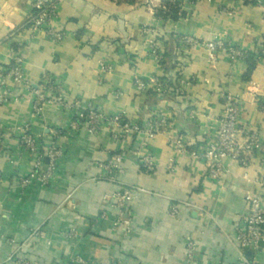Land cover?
I'll list each match as a JSON object with an SVG mask.
<instances>
[{
	"label": "crops",
	"instance_id": "1",
	"mask_svg": "<svg viewBox=\"0 0 264 264\" xmlns=\"http://www.w3.org/2000/svg\"><path fill=\"white\" fill-rule=\"evenodd\" d=\"M34 0H0V90H14L0 105V264H226L237 259L235 226L246 210L248 193L264 195L257 179L262 158L248 167L224 161L218 180L206 175V165L176 148L193 147L218 125L227 96L243 102L240 128L264 137V6L246 0H181L185 16L164 20L156 15L161 0H59L52 25L64 31L62 42L45 31L26 26ZM180 35L201 42L223 36L245 53L232 59L219 52L211 62L203 45L181 47ZM164 51L158 62L149 53L151 41ZM24 57L23 73L31 88L48 75L58 83L69 106L46 102L41 113L14 85L6 68L14 46ZM18 49V50H19ZM263 53L247 75V54ZM112 65L101 69L102 61ZM136 75L163 78L182 94L141 93ZM248 76V77H247ZM76 102L94 106L105 118L97 131L80 125L72 131ZM163 121L152 137L145 129ZM32 133L44 147L55 145L63 157L47 183L48 162L36 167L35 157L20 144ZM150 154L156 169L146 172L138 154ZM123 153L117 180L102 165ZM174 169L168 168L170 161ZM36 176V177H37ZM124 187L135 190L128 205L129 226H115L119 209L107 195ZM178 208L172 214V208ZM107 211V217L102 214ZM39 232L43 234L40 235ZM195 241L194 260L187 257ZM248 256L264 264V240Z\"/></svg>",
	"mask_w": 264,
	"mask_h": 264
},
{
	"label": "built area",
	"instance_id": "2",
	"mask_svg": "<svg viewBox=\"0 0 264 264\" xmlns=\"http://www.w3.org/2000/svg\"><path fill=\"white\" fill-rule=\"evenodd\" d=\"M59 0H34L33 9L38 11L36 16L30 20L28 30L36 34L39 31H45L47 37L54 42H62L65 38V33L62 30L55 28L52 22L58 12ZM178 39L181 41V47L191 45H203L209 52L211 62H216L219 52H228L232 59L243 58L245 53L237 49L234 45L227 43L223 36H218L214 40L201 42L190 35H180ZM264 51V49H263ZM148 53L158 62L163 59L164 51L161 44L152 40L148 47ZM12 62L14 65L5 72L11 78L14 85L30 89V92L24 93L23 98L27 102H32L34 111L37 114L41 113L46 102L59 103L64 106H69L62 89L58 87V83L54 78L46 75L38 85L31 88V85L26 82L23 73L24 57L21 49L12 53ZM101 69L105 72L112 71V65L106 60L102 61ZM134 86L138 92L144 93L153 90L160 96L169 94H182L179 87L171 86L168 80L163 78H151L145 80L139 75L134 78ZM14 90L10 87H4L0 90V105L10 102L13 98ZM227 103L218 118V125L214 130L210 131L205 139L200 143L190 147L188 143L178 142L176 148L181 151H187L194 159L202 160L206 165V175L209 178L218 180L224 171V161L232 159L238 162L243 167H248L254 161L256 155L262 158V172L257 179L258 184L264 189V137L258 132H243L240 128V114L243 110V102L234 97L227 96ZM75 110V118L70 123V129L74 131L80 125H85L90 131H97L105 122L119 124L122 119L119 116L105 118L94 106L90 104L76 102L72 105ZM163 121H152L145 129L136 128L138 132H145L148 137H152L161 131ZM2 131L0 129V143ZM20 144L25 152L32 154L35 157L36 167H40L44 160H47L48 170L42 176H37L35 172L31 173L23 183L30 184L34 178H39L43 183H47L52 179L60 160L63 157V151L55 145L44 147L39 138H36L32 133L25 132L22 134ZM138 156L140 166L146 172H152L156 169L157 164L153 157L146 153L140 154L139 151H134ZM124 158L123 153L114 155L102 167L106 175L112 180H117L118 175L122 172L120 163ZM168 168L174 169V162H169ZM37 176V177H36ZM135 190L130 187H124L116 194L107 195L106 198L111 199L119 209L118 219L114 225L129 226L130 220L126 219L128 215V205L134 200ZM246 210L241 214L239 221L235 226L234 241L237 248V259L226 264H258L256 259L248 256L249 251H258L261 247V242L264 240V195L256 193H248L245 197ZM172 214L178 213V208L174 206L171 210ZM107 211L102 214V218L107 217ZM42 235V232H39ZM197 244L195 241L188 242L187 257L190 261L194 260ZM18 264H23L19 262ZM76 264H84V261L78 259Z\"/></svg>",
	"mask_w": 264,
	"mask_h": 264
},
{
	"label": "trees",
	"instance_id": "3",
	"mask_svg": "<svg viewBox=\"0 0 264 264\" xmlns=\"http://www.w3.org/2000/svg\"><path fill=\"white\" fill-rule=\"evenodd\" d=\"M129 2H134L135 0H128ZM180 1L181 0H161V5L157 9L156 15L164 20H178L179 18L185 16V13L181 10L180 7ZM247 2H250L252 4H259L257 0H246ZM38 11L36 9H33V15L36 16ZM30 23H27V27H29ZM15 50L19 49V46H14ZM263 56V53L260 51L258 54H252L248 53L246 60L248 61L249 64V69L247 72V75H250L252 70L255 67V61L258 56ZM14 65V62H12L6 70H9L12 66ZM248 77V76H247Z\"/></svg>",
	"mask_w": 264,
	"mask_h": 264
},
{
	"label": "water",
	"instance_id": "4",
	"mask_svg": "<svg viewBox=\"0 0 264 264\" xmlns=\"http://www.w3.org/2000/svg\"><path fill=\"white\" fill-rule=\"evenodd\" d=\"M261 5L264 6V0H257Z\"/></svg>",
	"mask_w": 264,
	"mask_h": 264
}]
</instances>
